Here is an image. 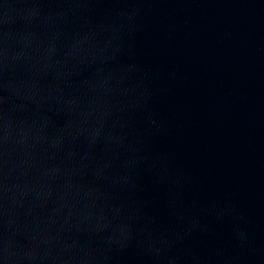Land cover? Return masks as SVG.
Returning a JSON list of instances; mask_svg holds the SVG:
<instances>
[{
	"label": "water",
	"instance_id": "water-1",
	"mask_svg": "<svg viewBox=\"0 0 264 264\" xmlns=\"http://www.w3.org/2000/svg\"><path fill=\"white\" fill-rule=\"evenodd\" d=\"M264 42V0H191Z\"/></svg>",
	"mask_w": 264,
	"mask_h": 264
}]
</instances>
